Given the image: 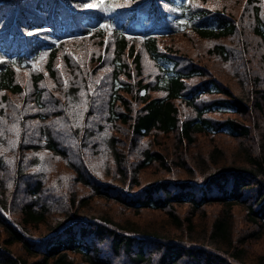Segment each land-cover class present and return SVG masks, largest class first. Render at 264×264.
<instances>
[{"label": "trees", "instance_id": "obj_1", "mask_svg": "<svg viewBox=\"0 0 264 264\" xmlns=\"http://www.w3.org/2000/svg\"><path fill=\"white\" fill-rule=\"evenodd\" d=\"M0 18L27 39L0 60V264H264V0H0ZM194 136L251 168L181 177Z\"/></svg>", "mask_w": 264, "mask_h": 264}, {"label": "rangeland", "instance_id": "obj_2", "mask_svg": "<svg viewBox=\"0 0 264 264\" xmlns=\"http://www.w3.org/2000/svg\"><path fill=\"white\" fill-rule=\"evenodd\" d=\"M170 19H173L174 17L172 16H169ZM71 46L72 47H77L78 46V43L77 41H73L71 43ZM221 144H220V147H221V150H223L222 153H217V155L215 153L212 154V156L210 157L211 160H209V157H208V144L206 143V141L203 140V138H198L196 136H194V143L193 144H190L188 145L187 147H182L185 151L183 153V151H178L177 150V153L180 157V162L182 163V169H180V171L182 172L183 170H190V169H193L194 168V171H192V173H188V171L186 173H188V176H185L184 174L182 173H179V175H181V177H188V178H192L191 176H193L194 174L196 176H199V174H202L204 173V176L205 175H208V174H211L213 172H219L223 169H226V168H231L233 166H243L242 168H251V165L250 167H245L247 166L244 162L242 164H235L236 162V159H237V155H238V149H246V148H242L240 145H237V141H232L230 140L229 138H221ZM250 141V140H248ZM242 142H246L244 139ZM248 143V142H246ZM250 143H255L256 145V142L255 141H250ZM168 142H164V141H161L159 142V145L167 148L168 145ZM248 150V149H247ZM176 153V152H175ZM258 157V155L256 156ZM66 158H69L67 155H66ZM65 158V159H66ZM166 161H168V158H164ZM44 160V156H39V157H36L35 159H28V158H25L23 157V162L26 166H30L32 164H35L36 165V161L39 162V163H42V164H45L43 162ZM56 160L57 157H56ZM68 161V160H66ZM70 161V160H69ZM76 171V170H74ZM176 172V171H175ZM10 173V171H7L5 172V174H8ZM4 174L0 175V189L6 184L4 182L1 181L2 179V176ZM52 176H53V179L55 178L56 182H57V185H56V188L55 189V195L56 193L58 194V192L63 195L64 192H66L67 194H70L72 193V184L69 182L70 180V175H67V177L65 175H55V173H52ZM52 179V180H53ZM14 180V179H13ZM12 181H9L8 183V188L6 189V199L10 196V195H14L13 191L15 190H18L19 188V185H14V182ZM57 190V191H56ZM54 195V196H55ZM55 197H53L52 200H54ZM55 201V200H54ZM58 206V213L60 212L61 214L62 213H66L68 211V207H70L71 205H66V204H62L61 202H59L57 204ZM68 206V207H67ZM233 206L231 207H228V209L232 208ZM103 209V207L101 205H94V206H89L88 208H86L84 210V213L85 214H88V213H92L94 215H96L98 213V211H101ZM241 210H243V208H239ZM212 211V210H211ZM211 211H206V214L203 215V216H200L198 217L200 220H203L209 216H213L215 219L217 218L216 215H212ZM58 213H55L54 216ZM239 215V211L238 209L234 208V209H231V210H228L227 212H225L223 214V218L225 217H235V216H238ZM16 221H18V223H20V218L17 217L15 218ZM208 231V229H206V232ZM30 233L34 232V229H30L29 231ZM191 235H192V238H199L198 235L192 231H190ZM180 237H182V235H179ZM205 243H206V240H204ZM218 241V240H217ZM217 241H213L212 243H210V247H215L216 248H224L225 250H227L228 252H230L232 250L233 247L229 246V245H223V244H220V243H216ZM188 259H191L188 257ZM184 261H186L187 259L183 258ZM181 262H177L178 264H181ZM238 261L241 262V264H253V262L255 261V256L253 254H247V251L245 252L244 255H241L238 259ZM238 264H240V262H238Z\"/></svg>", "mask_w": 264, "mask_h": 264}, {"label": "snow or ice", "instance_id": "obj_3", "mask_svg": "<svg viewBox=\"0 0 264 264\" xmlns=\"http://www.w3.org/2000/svg\"><path fill=\"white\" fill-rule=\"evenodd\" d=\"M99 5L98 4H96V3H91V4H89V5H87V7H98Z\"/></svg>", "mask_w": 264, "mask_h": 264}]
</instances>
